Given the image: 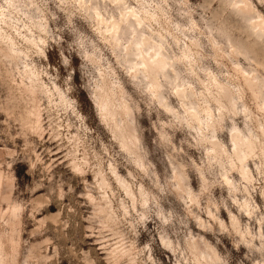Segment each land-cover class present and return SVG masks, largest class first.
I'll return each instance as SVG.
<instances>
[{
  "label": "rangeland",
  "instance_id": "rangeland-1",
  "mask_svg": "<svg viewBox=\"0 0 264 264\" xmlns=\"http://www.w3.org/2000/svg\"><path fill=\"white\" fill-rule=\"evenodd\" d=\"M251 1L264 16V5L258 0ZM209 3L210 0H172L166 18L173 37L179 42L175 44L172 38L169 43L180 56L186 46L197 42L192 54L195 59L198 57L194 68L201 80L210 86L207 72L212 71L218 80L233 84L237 90L244 84L235 64L257 67L242 57L231 59V49L217 36L221 26L212 25L211 35L204 32L203 26L213 16H222L226 22H222L223 27L231 34L247 40L246 30L241 19L221 0L212 3L211 8ZM56 14L59 16L56 27L63 28L67 21L62 13ZM82 27L84 21L75 19L72 27L60 34L65 41H71L72 28L79 32ZM87 31L91 38V29ZM250 41H254V37ZM215 42L223 51H218ZM96 55L101 64L111 62L103 44L97 45ZM57 60L54 50L48 53L47 61L39 59L36 75L43 81V87L36 82L33 85L37 113L34 118L38 115V127L43 132L30 140L43 161L41 170L50 176L51 182L45 180L46 187L31 193L34 203L29 208L36 210L22 218L26 226L19 236L22 253L26 248H36L41 255L46 254L47 264H92L93 261L96 264L114 261L177 264L181 261L182 264L180 252L190 234L195 246L207 244L225 264H255L264 260V255L255 250L260 247V236L264 235L260 224L264 219V147L260 144L263 134L259 131L264 110L248 91L242 103H238L237 115L228 114L225 127L216 136L229 152L233 147L230 131L234 127L245 136L251 133L259 141V147L248 161L254 176L251 182L241 176L236 161L237 166L231 169L226 159L214 157L198 131L166 112L146 89L136 86L127 73L117 72L107 81L118 82L125 88L124 98L132 108L140 139V158L137 159L127 152L112 125L102 119L92 104L95 94L91 90L76 88L61 95L67 87L63 69L61 78L52 82L60 92L49 87L46 76H39L41 66L47 67ZM178 67L182 73L189 68L187 63ZM48 70L55 76L51 68ZM257 70L264 80V69ZM189 79L198 92L206 91L196 76ZM0 93L7 95L5 89H0ZM166 95L180 110L170 90ZM200 104L216 109L214 102ZM243 105L246 113L242 111ZM55 109H59V113ZM0 121L11 123L3 112H0ZM0 130L4 131L0 134V150L19 153L10 160L15 161L12 170L19 176L21 170L28 168L25 154L21 152L24 139L17 136L19 125L6 129L0 124ZM32 160L36 161V156H32ZM37 168H41L39 161ZM224 171L235 182L234 189L228 187ZM114 172L121 176L129 190L116 179ZM178 173H182L184 189L178 188ZM53 189L55 192L50 195ZM190 193L195 196L194 200ZM22 200L23 197H18V201ZM246 201L250 205L248 210L243 207ZM7 207V204L0 205V211ZM231 215L240 220L239 229L233 226ZM249 243L253 247H249Z\"/></svg>",
  "mask_w": 264,
  "mask_h": 264
},
{
  "label": "clouds",
  "instance_id": "clouds-1",
  "mask_svg": "<svg viewBox=\"0 0 264 264\" xmlns=\"http://www.w3.org/2000/svg\"><path fill=\"white\" fill-rule=\"evenodd\" d=\"M171 2L172 0H0V89L7 91V95L0 93V112L5 113L11 121H0V124H4L6 129L19 125L17 136L24 139L25 146L21 152L28 162L27 170H21L17 176L12 170L15 161L10 160L19 153L0 150V205H8L6 210L0 211V264H47L46 254L41 255L36 248H26L22 253L19 239L21 231L26 227L22 218L36 210L29 208L34 203L31 193L40 187H46L45 180L51 182L50 176L41 170L43 161L37 156L30 140L32 136H40L43 132L38 127V120L34 118L36 100L33 85L36 82L34 74L39 59L47 61L48 53L55 51L58 60L47 67L41 66L38 74L48 78L49 87L60 91L52 82L61 78L63 69V80L67 87L62 95H67L69 90L76 88L91 90L95 94L100 82L114 77L117 72L127 73L133 79L143 76L153 64L165 58L166 49L170 47L169 40L173 38V32L168 26L166 14ZM221 2L229 7L245 8L251 16L256 15L250 0H241L239 4H233L230 0ZM258 2L264 5V0ZM212 3H217V0H210L209 8ZM109 7L116 9L117 14L107 20L110 31L103 34L102 30L98 31L101 14L107 18ZM57 12L62 13L67 21L63 28L56 27L59 22ZM75 19L83 20L84 27L79 32L72 28V40L65 41L60 33L65 28L72 27ZM222 22V16H213L204 24L203 30L211 35V26L222 27L226 23ZM192 24L195 26V22ZM123 28H127L130 33L127 40L121 39ZM88 29H91V38L88 36ZM98 44L107 48L110 63L101 64L98 61ZM49 68L55 76L49 72ZM237 103H242V100ZM55 111L59 113V109ZM259 131L264 134V116L261 117ZM0 134H4V131L0 130ZM29 152L31 155H28ZM32 156H36V161L32 160ZM37 161L41 168H37ZM54 192L53 189L49 194L53 195ZM13 193L17 195L14 196ZM18 197H23V200L18 201ZM260 224L264 227V219ZM260 241V247L255 250L264 255V235L260 236ZM248 246L253 247L251 243ZM180 255L182 264H225L207 244L195 246L190 234ZM92 264L96 262L93 261ZM112 264H119V261ZM177 264H181V261ZM255 264H264V260L256 261Z\"/></svg>",
  "mask_w": 264,
  "mask_h": 264
},
{
  "label": "bare ground",
  "instance_id": "bare-ground-1",
  "mask_svg": "<svg viewBox=\"0 0 264 264\" xmlns=\"http://www.w3.org/2000/svg\"><path fill=\"white\" fill-rule=\"evenodd\" d=\"M230 2L239 4L241 0H230ZM250 3L255 9V16H251L245 8L229 7L226 4L241 19L246 30L247 40L231 34L230 30L223 26L217 31V36L224 39V43L231 49V53L229 54L231 59L242 57L245 61L252 62L257 67L251 68L249 66L246 68L240 64V62L235 64L236 70L242 75L244 87L240 86L235 90V87H232L233 84L230 86L222 83L216 78L212 71L207 72L210 86L201 80L194 68V66L198 64L196 60L198 57L195 59L194 53L192 54V47L196 48V46H198L195 41L192 42L191 46H186L180 56H177L170 46L166 49L165 58L153 64L143 76L137 77L136 79L130 76L134 83H136L135 85L139 88L146 89L166 112L173 114L179 121L183 120L187 122L190 128L198 131L201 141H203V143L206 141L209 144L214 157L222 160L223 158L226 159L230 163L231 169L237 166L235 163L236 161L239 164L237 167L239 168L241 176L248 182L254 180L248 161L250 157L254 155L255 149L259 147V141L257 142L256 138L251 133L245 136L238 128L234 127L230 131V141L233 147L232 152H229L226 146L218 140L216 133L223 130L225 127L228 114L237 115V101L243 100L246 91L254 97L258 105H260L259 107L264 110V80L257 70L258 68H261V70L264 69V16L255 8L251 0ZM107 11L109 16L105 18L103 13L101 14L102 19L100 27L98 28V31L102 30L103 34H108L110 31L107 20L117 14L116 9L111 7H109ZM120 36L121 39H129L130 33L128 29L123 28ZM251 37H254V41L252 42L250 41ZM173 39L175 44H178L179 40L176 37H173ZM215 47L219 49L218 51H223L217 42H215ZM184 63H187L189 67L186 73H182L178 67V65ZM36 74L37 72L34 74V78L37 86L43 87V81L41 78L37 77ZM190 76H196L197 80L204 86L206 91L198 92L197 89L193 87V83L189 79ZM168 90H170L171 95L177 99L180 110L183 111L182 114L180 110L176 109L173 105L171 97L166 95ZM124 94L125 88L120 83L102 80L98 90L95 91V96H92V104L98 109L102 119L105 120L107 124L112 125L113 131L118 133L127 152L139 159L140 139L137 135V123L134 119L130 104L124 98ZM209 102H214L216 104V109L206 106L202 107L200 104ZM242 111L243 113L247 112L244 105ZM36 120H38L39 124L40 120L38 115L36 116ZM261 142V146L263 144L264 147V142ZM227 173L226 171V183L230 189H234L235 182L227 176ZM114 174L116 179L129 190L126 182L121 176L116 172H114ZM177 175L178 179L176 180L178 188L184 189L185 183L180 177L182 173H178ZM141 193L143 194V191H141ZM190 195L194 200L195 196L193 193H190ZM243 207L248 210L250 208L249 202H244ZM231 221L236 229L241 227L240 220L235 215H231Z\"/></svg>",
  "mask_w": 264,
  "mask_h": 264
}]
</instances>
